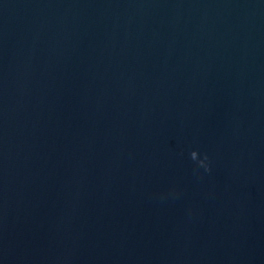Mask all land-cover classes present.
<instances>
[{"label":"water","instance_id":"water-1","mask_svg":"<svg viewBox=\"0 0 264 264\" xmlns=\"http://www.w3.org/2000/svg\"><path fill=\"white\" fill-rule=\"evenodd\" d=\"M0 264H264V0H0Z\"/></svg>","mask_w":264,"mask_h":264},{"label":"clouds","instance_id":"clouds-1","mask_svg":"<svg viewBox=\"0 0 264 264\" xmlns=\"http://www.w3.org/2000/svg\"><path fill=\"white\" fill-rule=\"evenodd\" d=\"M191 159L195 161L198 165V167H203L205 171H211L208 161V156L205 155L203 159L200 158V154L198 151H192L191 152Z\"/></svg>","mask_w":264,"mask_h":264}]
</instances>
